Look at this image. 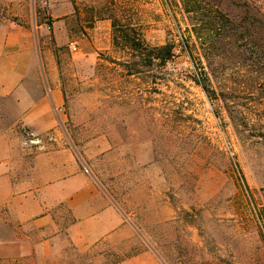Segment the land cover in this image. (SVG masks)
I'll return each instance as SVG.
<instances>
[{
  "label": "rangeland",
  "instance_id": "374dc122",
  "mask_svg": "<svg viewBox=\"0 0 264 264\" xmlns=\"http://www.w3.org/2000/svg\"><path fill=\"white\" fill-rule=\"evenodd\" d=\"M20 1L9 18L0 0V29L37 26L38 38L6 59L25 97L0 95V157L14 168L12 190L0 182V264H264V0H184L190 14L182 0ZM98 16L134 28L143 46L173 43L174 57L130 61ZM193 25L224 37L207 94L194 84ZM49 93L61 97L57 130L38 134L22 120ZM57 141L118 210L115 235L76 242L66 208L30 225L23 201L12 206L32 156Z\"/></svg>",
  "mask_w": 264,
  "mask_h": 264
},
{
  "label": "crops",
  "instance_id": "0c3cea01",
  "mask_svg": "<svg viewBox=\"0 0 264 264\" xmlns=\"http://www.w3.org/2000/svg\"><path fill=\"white\" fill-rule=\"evenodd\" d=\"M9 1V0H8ZM12 2L9 18H19L20 0ZM17 4V5H15ZM34 5V3H33ZM37 26L34 29L22 28L10 20L6 27L0 29V95L22 99L24 93H12L21 73L9 68L6 59L20 57L23 50L32 49L37 44ZM12 66H14L12 64ZM8 68V70L6 69ZM30 107V114L22 122L35 133H45L57 130V120L54 116L55 109L60 105L59 93L41 95ZM21 103V102H20ZM23 152V151H22ZM11 158L0 157V182L4 183L7 192L12 190ZM31 176L28 188L19 191L17 196L11 198L12 206L20 208L24 214V224L46 225L51 220V210L62 206L68 211L71 222L69 234L76 242H98L115 235L124 228V221L111 200L100 190L90 175L77 162L74 154L66 148L61 141L56 142L48 151L36 152L31 159ZM13 233L9 239L13 245L22 241L20 232Z\"/></svg>",
  "mask_w": 264,
  "mask_h": 264
},
{
  "label": "trees",
  "instance_id": "16d2710c",
  "mask_svg": "<svg viewBox=\"0 0 264 264\" xmlns=\"http://www.w3.org/2000/svg\"><path fill=\"white\" fill-rule=\"evenodd\" d=\"M183 8L186 14H190L191 11L189 5L182 0ZM98 21L110 20L112 27V45L115 49L127 50L129 51L130 61H134L136 58H141L143 62H146L148 68L153 65L154 62H160L162 64L171 60L174 57L175 46L173 43H166L159 47H150L145 45L144 40L141 38V35L137 33L134 28L129 29L128 26H120L117 19L114 17H101L96 18ZM192 36H194L195 43L192 44L193 52L197 51L199 56L197 59L198 62V71L197 79L194 80V84L198 86L203 93H209L210 87V75L211 70L213 69V63L211 62L212 56H217L214 54L216 46L222 44L224 37L221 35H212L211 32L199 30L193 25ZM144 43V44H143ZM143 47V48H142ZM139 52L140 55H136ZM145 52V54H143ZM192 52V53H193ZM136 53V54H135ZM143 54V55H142ZM192 56V55H191ZM136 62L132 65L128 71L129 75L140 73L136 69Z\"/></svg>",
  "mask_w": 264,
  "mask_h": 264
},
{
  "label": "built area",
  "instance_id": "2783aa9c",
  "mask_svg": "<svg viewBox=\"0 0 264 264\" xmlns=\"http://www.w3.org/2000/svg\"><path fill=\"white\" fill-rule=\"evenodd\" d=\"M86 171V170H85Z\"/></svg>",
  "mask_w": 264,
  "mask_h": 264
}]
</instances>
